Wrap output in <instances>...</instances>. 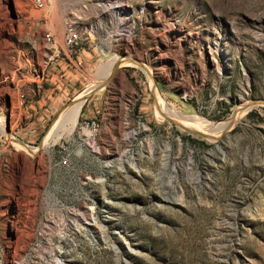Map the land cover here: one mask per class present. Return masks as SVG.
I'll return each instance as SVG.
<instances>
[{"label":"rangeland","instance_id":"374dc122","mask_svg":"<svg viewBox=\"0 0 264 264\" xmlns=\"http://www.w3.org/2000/svg\"><path fill=\"white\" fill-rule=\"evenodd\" d=\"M43 1L0 0V113L36 151L0 133V264H48L60 248L66 264H264V0H118L129 14ZM67 20L82 34L72 52ZM79 50L70 89L52 86L51 66ZM93 83L73 131L39 149ZM157 93L217 125L254 105L224 133H195L159 120ZM89 213L98 225L76 231Z\"/></svg>","mask_w":264,"mask_h":264},{"label":"bare ground","instance_id":"6f19581e","mask_svg":"<svg viewBox=\"0 0 264 264\" xmlns=\"http://www.w3.org/2000/svg\"><path fill=\"white\" fill-rule=\"evenodd\" d=\"M108 7L111 9H114L115 11L128 13L127 7L124 4L120 3L118 0H114ZM128 18H129V16L125 15L124 20L126 21V20H128ZM124 28H125V26H124ZM124 30L125 29H123L121 31L124 32ZM126 32L127 31L125 30V33ZM128 32H129V34L131 33V31H128ZM120 34L122 35V33H117V37H119ZM112 63H115V61H112ZM113 66H115V67H113ZM112 67H113V71H114V69L116 67H119V66L116 63H115V65L109 64V66H107L104 70L108 72V70ZM110 74L105 78V80L110 78ZM105 80H103L101 82V84ZM94 87H95V83L91 84L88 88H86V90L82 94H80L75 99V101H72L70 103V105L68 107H66V110H67V108H69L71 106L65 113L59 114L56 117V119H55L56 122L52 126L48 135L45 137L43 145H41L39 147V149H41L42 146L44 149H46L48 146L52 145V143H55V141H57L62 135H64V134L67 135L73 131V129L75 128V125L77 123V120H78V115H79V112L81 110V105L84 103L86 97L90 93H92L93 91L102 89V86L100 87V85L96 86L95 88ZM157 96H158V98H157L158 99L157 100V109L159 111V115H158L159 120H161V121L169 120L171 122L178 123L179 125L186 128L185 130H189V131H192L195 133L200 132V130H204V131H208V132H214V133H216V132L224 133L243 115L244 111H246L248 108H250L254 105V104H252V106L251 105L249 106L250 102L247 103L248 105L245 104L242 111H240L241 108L238 110V115L236 118L234 117L236 115V109H235L233 114H232V120H230L231 122L228 120L229 122L225 121L223 123H220L221 125L219 124L220 125L219 126L217 124L207 123V122L203 121L202 119L185 117L184 115L179 113L177 110L172 109L171 107L165 105L163 103V99L160 97L159 93H157ZM226 122L229 124H225ZM223 124H225V125H223ZM6 131L7 130H6V126H5L4 113H0V133L4 134L10 140V142L17 148V150L19 149V150H24L26 152L27 151L32 152V154H33V152H36V151H33L28 145L21 143L15 137L9 135ZM222 133L217 134L216 137H206V136L205 137L210 139V140H215L217 137H220ZM199 134H201V133H199ZM201 135H203V134H201ZM89 136L92 137L93 133L92 134L90 133ZM153 151H151V154H150L151 158H154V155H153L154 152ZM120 163H121V169L122 170L134 171L137 173L141 172V169L138 167V164L133 160H124V158H123L120 160ZM125 165H126V167H125ZM173 169L175 170L176 175H177L176 166H174ZM82 220H83L82 223H81V221L79 222V220H77V219L70 221V223L75 227V230L78 232H83V229H86V230L92 229L94 225H98V223H99V219L95 218L94 215H92L90 213L84 214ZM101 235H102L101 236L102 238H100V240L105 241V242H109V239L107 238L105 232H103ZM50 239L51 238H49V240ZM111 248L114 249L115 252L120 256L121 250H120L119 246L112 245ZM16 257L17 256H15L14 259ZM48 264H66L65 260L62 259L61 248L59 250V253H56L55 255L54 254L50 255V259H49Z\"/></svg>","mask_w":264,"mask_h":264},{"label":"crops","instance_id":"0c3cea01","mask_svg":"<svg viewBox=\"0 0 264 264\" xmlns=\"http://www.w3.org/2000/svg\"><path fill=\"white\" fill-rule=\"evenodd\" d=\"M87 51L79 50L75 56H71L67 51L63 52L60 59L56 61L55 65L51 66L48 71L46 79L50 80V84L62 91L67 92L71 87V80L77 76L80 66L82 65V57L85 58ZM64 95V94H63Z\"/></svg>","mask_w":264,"mask_h":264},{"label":"built area","instance_id":"2783aa9c","mask_svg":"<svg viewBox=\"0 0 264 264\" xmlns=\"http://www.w3.org/2000/svg\"><path fill=\"white\" fill-rule=\"evenodd\" d=\"M30 1L38 9H41L44 6L43 0H30ZM45 40L50 44L54 43L53 34L51 32H46ZM81 42H82V34L78 29L77 25L70 20L65 21L64 45L68 49V52L75 51V49H77L80 46ZM56 47L57 45H55V48ZM58 55H59V51L56 50V52H53L51 56H49L48 61H50L54 56L57 57Z\"/></svg>","mask_w":264,"mask_h":264},{"label":"water","instance_id":"95a60500","mask_svg":"<svg viewBox=\"0 0 264 264\" xmlns=\"http://www.w3.org/2000/svg\"><path fill=\"white\" fill-rule=\"evenodd\" d=\"M8 117V116H7ZM7 119V118H6Z\"/></svg>","mask_w":264,"mask_h":264}]
</instances>
